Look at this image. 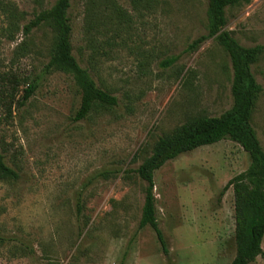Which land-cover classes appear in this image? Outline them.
<instances>
[{
	"label": "rangeland",
	"instance_id": "1",
	"mask_svg": "<svg viewBox=\"0 0 264 264\" xmlns=\"http://www.w3.org/2000/svg\"><path fill=\"white\" fill-rule=\"evenodd\" d=\"M56 1L0 0V154L18 174L0 176V264H231L234 192L224 188L250 165L231 140L155 172L168 254L150 226L138 230L146 183L135 170L157 138L233 105L224 48L212 38L188 50L207 33V0H72L73 54L119 101L96 103L79 121L81 89L48 67L55 24L24 32ZM226 18L242 45L264 44V0L229 7ZM252 71L263 87L252 125L264 148V53Z\"/></svg>",
	"mask_w": 264,
	"mask_h": 264
},
{
	"label": "trees",
	"instance_id": "2",
	"mask_svg": "<svg viewBox=\"0 0 264 264\" xmlns=\"http://www.w3.org/2000/svg\"><path fill=\"white\" fill-rule=\"evenodd\" d=\"M242 1L244 0H207V33L188 47V50L197 49L214 38L224 48L233 68L232 107L220 116L194 117L172 133L159 136L151 154L135 170L146 183L138 230L150 226L165 254H168V250L159 226L154 193L155 172L184 153L228 139L240 145L250 157L248 168L233 177L224 188L227 191L232 187L234 192L237 250L231 264H251L258 257L264 260V148L252 125V114L263 91L253 74L252 66L264 53V44L244 46L226 29L227 9ZM71 6L72 0H57L52 7L42 10L31 20L25 26L24 32L29 34L45 22L55 24L56 49L48 67L72 75L81 89V104L75 117L79 121L89 116L96 103L117 106L119 101L116 96L97 85L90 72L81 66L73 54V25L69 15ZM34 92L35 87L29 85L19 104L24 105ZM0 176L18 179V174L7 165L1 154Z\"/></svg>",
	"mask_w": 264,
	"mask_h": 264
}]
</instances>
